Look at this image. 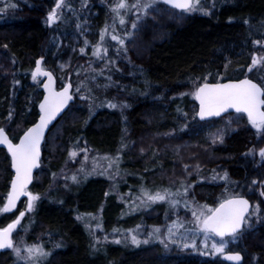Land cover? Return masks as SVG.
I'll use <instances>...</instances> for the list:
<instances>
[{"label":"trees","instance_id":"1","mask_svg":"<svg viewBox=\"0 0 264 264\" xmlns=\"http://www.w3.org/2000/svg\"><path fill=\"white\" fill-rule=\"evenodd\" d=\"M66 1L75 13L65 16L71 22L63 25L61 30L69 32L81 13L85 22L90 21L92 26L102 22L107 15V6L113 0ZM5 3L7 6H4L3 20L0 21V98L7 94L4 65L10 68L9 73L22 75L32 68L35 57L50 59L46 46L53 28L46 18L57 0H7ZM156 5L131 38L133 46L139 37V29L146 28L136 45L139 55L131 53L130 49L125 60L109 69L107 78L110 76V80L106 79L103 94L108 100L116 97L119 107L102 106L88 114L84 106H77L78 100L74 96L73 103L49 131L59 121L62 123L55 143V156L49 151V133L45 138L40 167L30 190L48 186L49 167L55 168V164L66 160L73 143L103 160L116 158L119 153L120 157L115 159L117 168L133 189L139 183L165 188L167 179L174 173L181 176V166L162 165L161 162L167 161L169 154L168 158L178 159L187 153L178 148L183 143H160L154 136L173 131L171 133L186 137L193 130L192 134L199 136L202 132L196 129L197 125L218 121V118L197 120L193 113L197 103L190 96L196 86L193 81L201 84L217 81L219 76L222 80L244 77L253 59L264 57V0H199V8L186 11L173 9L160 1ZM260 73L259 78L253 73L246 75L258 84H264V61ZM26 94L14 104L13 125L2 127L13 141L24 131L18 134L17 127L27 129L37 118L35 100L28 104ZM4 104L0 102L3 114L7 110ZM29 106L30 113H26ZM245 121L248 124L249 121ZM138 142L144 155L134 150V144ZM224 143L210 155L219 160L223 158L221 163L227 176L217 182L198 184L194 196L196 202L215 206L223 200L218 196L225 189L231 190L233 196L247 197L252 204L248 218L257 207L258 219L250 217V223L246 221L244 228L235 235L233 251L243 255L241 264H264V158L259 157L258 151L264 148V128L259 131L251 129L250 133L245 130L233 132ZM196 156L200 159L207 157ZM79 157L80 153L76 160ZM9 160L6 151L0 148V205L12 175ZM185 161L194 162L195 156H188ZM41 171L42 183L36 184ZM74 176L69 179V185L62 182L49 194L45 190H36L40 198L35 201L33 221H29V238L48 241L45 243L49 250L45 264H229L204 249L183 255L177 251H165L159 244L135 248L128 243H116L110 237L113 230L141 224L148 229L149 226L163 225L165 215L162 211H168L166 208L171 203L162 202L160 208L156 206V209L121 218L118 217L120 205L114 195H109L106 178L97 174L85 178L79 174ZM203 195L208 199L204 200ZM176 201H179L176 208L188 218L181 206L186 200L178 198ZM21 202L13 213L0 215V227L18 214ZM6 252L0 253V264H8L10 257Z\"/></svg>","mask_w":264,"mask_h":264},{"label":"rangeland","instance_id":"2","mask_svg":"<svg viewBox=\"0 0 264 264\" xmlns=\"http://www.w3.org/2000/svg\"><path fill=\"white\" fill-rule=\"evenodd\" d=\"M6 1L7 0H0V21L3 20L2 16L5 12L4 6H7L5 3ZM157 1L159 0H123V3L126 4V7L120 8L118 10L119 14H117V12L113 11V9L117 4L121 3V0H113L107 6V15L105 16L106 19L104 17L105 21L102 19V22H98V24L92 26L90 21L85 22V16L83 13H81L79 19L77 17V21L74 24L73 30H70L69 32L61 30L63 29V25L71 22V20H67L65 16L68 14L73 16L75 13L73 12L68 1L61 0V6L59 8L56 7V3L53 9L56 10L57 18L51 23L48 22V15L46 18L49 26L53 28L51 39L46 46L48 54L50 55V59L46 60L43 56L35 57L32 68H30L27 73H23L22 75H15L12 72L9 73L10 68H6L7 65H4L5 69L2 68V70L5 71L7 94L6 96L0 98V102L5 103L4 107L7 110L4 112V114L0 112V128H5L7 126L11 127L13 125V115L15 113L14 104L18 100L21 101L20 99L23 97L25 92H27L26 95L29 98L28 104L35 100L36 116H38L37 103L42 96V78L36 77V79L33 80L32 72L35 66V61L39 57L43 58L41 61L42 68L50 70L56 76L58 88L63 86L68 81L72 83V93L78 100L77 106H84V108L87 109L88 114L99 108H102V106L111 107L110 105L114 104L116 107H119L116 97L108 100L105 99L103 94L105 90L104 85H106L107 81L106 79L110 78V76L107 78L109 69L115 68L116 63L120 60H125L130 49L131 53L139 55V49H137L136 45L140 39L139 37L142 36V33L145 32L146 28L141 27V29H139V37L133 43V46L131 45L130 41H132L131 38L135 35V30L145 21L144 18L147 16V14L151 13V11L157 7ZM135 5H139V7H136ZM144 5H150V7L145 9V7H143ZM121 19H123L124 23L120 22ZM133 25H135V27H133ZM157 26H159V24H157ZM102 34L103 39H101ZM113 35L118 37V39L113 40ZM120 40H123L124 43L121 44L119 42ZM82 48L84 49L83 52H81ZM56 54H61V56H57ZM65 54L66 56L63 57ZM263 61L264 57L259 58L255 65L252 64L249 67L251 68V71H249L248 68L244 76L248 77L249 75H246V73H253L256 77H261L260 69L261 63H263ZM96 65L98 66L96 67ZM216 80L221 81L222 77L219 76V78ZM78 86L81 89L80 92L76 91ZM194 90L195 88L193 89L192 93ZM192 93H190V96L192 99H195V96L192 95ZM82 96L85 98L81 99ZM6 105L8 107H6ZM30 110L31 106H29L25 112L30 113ZM193 113L196 115L195 109ZM217 120V122L207 121L197 125L196 129H200L202 132L199 136L192 134L195 130L192 132L190 131V133L188 132L186 137H181L175 133H171L173 131H170L169 133H163L159 136H154V139L158 140L160 143L163 141L183 143L178 148H180V151L184 150L187 153V155L180 156L178 159L168 158L170 155L169 154L167 161L163 160L161 162V164L163 163L162 165L177 164L181 166V176H178L176 173H174L172 178L170 177L167 179L166 182L168 185L165 186V188H162L160 185L157 186L156 184H151L148 186L147 184L139 183L138 185H135V188L133 189L132 187H129V183L125 180V177L121 176V170H118L117 168L118 161L115 159L120 157L119 153H116L117 155L114 154L116 158L111 157L103 160V158L99 156L97 157L94 154H88V151L85 147H78L75 143H73L72 147L68 149V156L66 160L62 161L61 164H55V168H51L46 165L49 167L50 173L49 184L45 187L37 186L36 190H45L44 192L49 194L54 191L56 186L62 182H64L65 185H69V179L71 180L72 176L74 175L79 174L83 178L89 177L93 174L101 175L108 181L109 195H114L120 205L121 214H119L118 217L121 218L136 212L140 213L146 209H156V206L160 208V205H163L162 202L171 203L172 200L184 198L186 201L182 202L181 206L182 210L188 214V218H185L186 216H183L181 211L176 208L177 204L175 207L174 205L170 204L168 209L164 205L168 211H162V213L165 215L163 218V225L153 228L152 226H149L148 229L144 224H141L128 229L113 230L110 237L114 238L116 241L119 240L120 242L131 244V246L135 248L144 245L148 246L151 243L159 244L164 248L165 251H177L179 254L183 255L195 252L197 253L198 251H202L201 249H204L208 251L209 255L212 254V256L221 258L223 253L215 252V250L212 248V244H219L220 241L223 240L225 241V252L233 251V249H235V239L233 236L217 238L209 233L206 234L198 227L196 219L192 215L193 211L199 212L201 208L205 207L214 208L215 205H213V203L210 205L208 203L196 202L194 189L198 184L201 185L209 182H217L223 180V178L227 176L225 170H223V164L221 163V159L223 158L221 157L219 160V158H214L210 154H212V150H215L216 147L223 146L225 144V139L229 134L241 130H245L250 133L251 129L259 131L262 128L258 129L250 122L247 124L245 121L247 120L246 116L244 118L243 115L239 113H231L229 116L225 118H218ZM61 126L62 123L59 121L55 128L51 130L47 139L48 145L51 147L49 151L54 156L57 149V145L55 143L57 141L58 134L61 132ZM17 130L19 134L20 131L26 129H24V127H17ZM191 134L193 138L191 137ZM218 135L221 136L222 139H217ZM134 150H136L139 155L145 154L144 150L139 147V142L134 144ZM73 153H75V155H72ZM79 153L80 157L76 160L77 154ZM165 153L166 152H164L162 155L164 156ZM156 154L158 155L159 153ZM249 154L251 155V153ZM196 155L199 157L200 155L203 157L207 155V157L206 159H200L201 157L197 158ZM188 156H195V161L186 162L185 159ZM259 157H261L260 154ZM90 161L91 164L89 163ZM42 179L43 177L41 171L36 177V184L37 182L42 183ZM185 188H187V194L184 192ZM8 190L9 185L7 192ZM36 190L33 191L29 189L28 192L38 195L40 198V195L37 194L38 192ZM165 191L171 194L167 195L165 200H148V195H155L156 193L164 194ZM6 195L7 193L5 194L3 202L0 205V209H2ZM233 195L234 194L231 190L225 189V191L218 197L225 199ZM200 196L201 195H199V197ZM203 199L207 200L208 197L204 196ZM22 200V202L20 201L21 204L17 211L18 214L24 211L27 207V198ZM34 207L32 210L27 211L26 217L22 218V221L20 222L21 225L19 224L20 226H18V229L13 236V245L14 247L21 249L22 257L27 256L25 249L29 246H39L44 252L49 254V250L45 248V243L48 241H45L44 239H38L35 241L34 239L29 238V221H33L32 211L34 210ZM169 208L171 209L169 210ZM2 213L3 212H0V215H2ZM18 214L11 217L9 222L14 220ZM250 217L258 219L257 207L255 210H253ZM250 217L247 218L248 224L250 223ZM174 225L177 226L173 227L172 237L170 238L168 235V228ZM179 225H182V227ZM155 229H159V232L156 233ZM133 235H135L137 240L140 241L139 244L132 243L131 237ZM145 240H147L148 243H144ZM173 240L175 242H172ZM161 241H163V243ZM185 243H187L189 247L184 248L183 245ZM192 244H195L196 247H191ZM165 245H167V247ZM6 253L7 256L10 257L8 264H45V261L48 259V255L39 256L37 258L28 260L21 259L17 257L12 248H9Z\"/></svg>","mask_w":264,"mask_h":264},{"label":"snow or ice","instance_id":"3","mask_svg":"<svg viewBox=\"0 0 264 264\" xmlns=\"http://www.w3.org/2000/svg\"><path fill=\"white\" fill-rule=\"evenodd\" d=\"M165 3H172L175 7L193 10L194 8H199V0H164ZM61 6V0H57L56 7ZM139 7V5H135ZM15 7V5H13ZM126 4H117L113 11L119 14L118 10L120 8H125ZM145 9L149 8L150 5H144ZM203 10V9H199ZM57 18L56 10L53 9L48 14V22L51 23ZM124 23L123 19L120 21ZM135 27V25H133ZM103 39V34L101 36ZM113 40H117L118 37L113 35ZM121 44L124 43L123 40L119 41ZM259 43V41H257ZM6 47V45H5ZM84 49H81L83 52ZM43 58H41L42 60ZM41 60L36 61V69L32 72L33 80L36 79L37 75L43 74L48 77V82L44 84L47 90V95H45L44 100L40 103V113L39 119L31 127H29L19 139V143H13L11 139L5 134V130L0 128V144L7 145L8 152L11 154L12 167L15 169V177L11 181L10 191L7 193L6 204L0 212L10 211L15 207L16 201L21 196H27L28 210H32L35 201L39 199L38 195H34L27 191V186L32 180V170L39 166L40 161V147L41 141L44 139L45 130L48 128L49 124L56 119L57 115L60 114L68 105L69 101L73 99V96L69 93L71 85L63 87L62 91H55L52 87L53 79L50 72L41 73L40 63ZM257 60L254 58L252 64L255 65ZM251 71V68H249ZM206 79V78H205ZM193 83L196 85L195 90L192 95L199 101L200 108L197 115L201 119L208 116H220L221 113L226 112L228 109H235L237 113H246L250 123L260 129L264 128V84L254 83L251 79L245 78L236 81H229L227 83H215V84H196L194 80ZM80 87L78 86L76 91L80 92ZM85 97H81L84 99ZM111 107H116L112 104ZM11 115V114H10ZM217 139H222L221 136H217ZM259 154L264 158V148H261ZM72 155H75L73 153ZM75 180V176L73 177ZM255 183V182H254ZM185 194H187V188L184 189ZM264 194V193H262ZM167 195H171L167 191L164 194L156 193L155 195H148V200H165ZM179 201L172 200L171 204L176 205ZM249 211V202L243 198H231L226 199L219 204L216 208H201L199 212L193 211L192 215L196 219L198 227L207 233H214L216 236L221 238L226 235H232L235 238V234L241 229L242 225L246 223L247 218L245 216ZM25 215L24 212H20L19 217L12 221L5 228H0V249L12 248L16 253L18 258L21 259H33L39 256H46L48 253L44 252L39 246H29L25 249L27 252L26 257L21 256V249L14 247L11 235L16 226L20 223V219ZM168 228V235L171 238L173 233V227ZM182 227V225H179ZM158 233L159 229H155ZM133 244H139L140 241L137 240L136 236L131 237ZM163 243V241H161ZM172 242H175L174 240ZM116 243H120L119 240ZM144 243H148L147 240ZM167 247V245H165ZM184 248L189 247L187 243L183 245ZM191 247L195 248L196 245L192 244ZM212 248L215 252L224 253L225 252V241L221 240L219 244L213 243ZM207 254V253H204ZM226 258L231 261H240L241 256L239 253H228Z\"/></svg>","mask_w":264,"mask_h":264},{"label":"water","instance_id":"4","mask_svg":"<svg viewBox=\"0 0 264 264\" xmlns=\"http://www.w3.org/2000/svg\"><path fill=\"white\" fill-rule=\"evenodd\" d=\"M159 1L162 2V3H164L165 5H167L168 7L173 8V9H176V10H179V11H185V9H181V8H177V7H175L172 3H165L164 0H159ZM37 60H41V57H39ZM37 60H36V61H37ZM36 61H35V66H34L33 71H34V70L36 69V67H37V65H36ZM41 61H42V60H41ZM40 69H41V73H43V72H50V73L52 74V79H53L52 87L55 89V91H57V92L62 91V90H63V87H65V86H67V85L70 84L71 87H70V89H69V93L73 96V99H72L71 101H69V103H68V105L66 106V108H65L60 114L57 115L56 119L53 120L52 123L49 124L48 128L45 130V136H44V139L41 141L39 166L36 167V168H34V169L32 170V180H31V182H30V183L28 184V186H27V191H28V188L30 187V185L32 184V182H33V180H34V176H35L36 171H37V170L39 169V167H40V162H41V158H42V146H43V143H44V141H45L46 136L48 135L50 129H51V128L55 125V123H56V122L62 117V115H63V114L65 113V111L68 109V107L70 106V104L74 101V95H73V93H72V88H73V87H72V84H71L70 81L66 82L62 87L57 88V79H56V76L54 75V73L51 72L50 70L43 69L42 66H41V63H40ZM37 77H38V78H42V83H41L42 96H41V98H40V100H39V102H38V104H37L38 116H37V119L35 120L34 123H36V122L38 121V119H39V113H40L39 105H40V103L44 100L45 95H47V90L45 89L44 84H46V83L48 82V77L45 76V75H43V74L37 75ZM245 78H248V77H241V78H238V79H226V80H221V81H205V82H203V83H208V84L227 83V82H229V81H236V80L245 79ZM248 79H250V78H248ZM251 80H252V79H251ZM252 81H253L254 83H257V82L254 81V80H252ZM203 83H201V84H203ZM257 84H258V83H257ZM195 101H196V103H197L196 118H197L198 121H207V120H210V119H212V118H219V117H221V116H223V115H226V114H229V113H237V112L235 111V109H228L226 112L221 113L220 116H208V117H205L204 119H201V118L199 117V115H197V113L199 112L200 104H199V101H198L196 98H195ZM241 113H243V112H241ZM243 114L246 116V118H247V120H248L247 114H246V113H243ZM248 121H249V120H248ZM249 122H250V121H249ZM34 123H33V124H34ZM33 124H31L29 127H31ZM29 127H28V128H29ZM28 128H27V129H28ZM27 129H26V130H27ZM26 130H24V131L21 133V135L18 137L17 141H16V142L13 141V143H19V139H20V137L23 136V134H24V132H25ZM5 134H6V135L8 136V138L10 139V137H9V135L6 133V131H5ZM0 148L4 149V150L7 152L8 156H9V159H10V171H11V174H12V175H11V179H10V183H9V190H8V192H9V191H10V186H11V181H12L13 178L15 177L16 173H15V169L12 167V158H11V154L8 152L7 145H5V144H0ZM8 192H7V193H8ZM6 197H7V195H6ZM24 198H27V196H21V197L16 201V204H15V207H14V208H12L10 211L3 212V213H4V214H11V213H13V212L16 210L17 205L19 204V202H20L22 199H24ZM231 198H243V199L248 200V202H249V211H248V213L245 214V216L247 217L248 214L251 212V206H252L251 201H250L247 197H245V196H241V195L231 196V197H228V198H226V199H231ZM226 199H224V200H226ZM27 200H28V198H27ZM224 200H222L221 202H223ZM6 202H7V201H6V199H5V202L3 203L2 208L4 207V205L6 204ZM221 202H219L214 208L218 207L219 204H220ZM27 211H28V208L26 207L25 211H23V212L26 213ZM19 215H20V214H18L17 217H19ZM17 217H16L14 220H16ZM14 220H12V221H14ZM21 220H22V218L20 219V222H21ZM12 221H11V222H12ZM11 222H9V223H11ZM9 223H8V224H9ZM8 224H6L4 227H1V228H5V227H7ZM19 224H20V223H19ZM19 224L16 226V228H15V229L13 230V232H12V235H11L12 242H13V236H14V233L16 232V230H17ZM243 228H244V224L242 225L241 229L238 230L237 233H239ZM237 233H236V234H237ZM210 234H212L213 236H216L214 233H210ZM236 234H235V235H236ZM229 236H232V235H226V236L223 237V238H226V237H229ZM216 237L221 238V237H219V236H216ZM6 249H9V248L6 247V248H3V249H0V252L4 251V250H6ZM228 253H239L240 256H241V260H240V261H231V260H228V259L226 258V255H227ZM221 259H222L224 262L229 263V264H241L242 261H243V255H242L239 251H228V252H225V253L222 254Z\"/></svg>","mask_w":264,"mask_h":264},{"label":"bare ground","instance_id":"5","mask_svg":"<svg viewBox=\"0 0 264 264\" xmlns=\"http://www.w3.org/2000/svg\"><path fill=\"white\" fill-rule=\"evenodd\" d=\"M92 1H93V0H92ZM55 28H56V27H55ZM71 84H72V83H71ZM72 87H73V86H72ZM72 103H73V102H72ZM72 103H71V104H72ZM71 104H70V105H71ZM19 203H20V202H19ZM17 207H18V205H17ZM16 209H17V208H16ZM22 212H23V211H22ZM2 252H3V251H2ZM0 253H1V252H0ZM43 263H44V262H43Z\"/></svg>","mask_w":264,"mask_h":264}]
</instances>
